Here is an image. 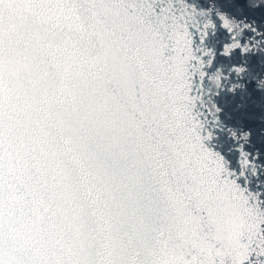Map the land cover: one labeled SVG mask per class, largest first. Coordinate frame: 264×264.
I'll return each instance as SVG.
<instances>
[{
  "label": "snow or ice",
  "instance_id": "snow-or-ice-1",
  "mask_svg": "<svg viewBox=\"0 0 264 264\" xmlns=\"http://www.w3.org/2000/svg\"><path fill=\"white\" fill-rule=\"evenodd\" d=\"M0 264H264V0H0Z\"/></svg>",
  "mask_w": 264,
  "mask_h": 264
}]
</instances>
